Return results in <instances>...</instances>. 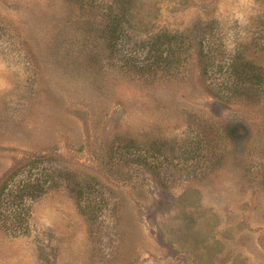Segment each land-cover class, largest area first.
<instances>
[{
  "label": "rangeland",
  "instance_id": "1",
  "mask_svg": "<svg viewBox=\"0 0 264 264\" xmlns=\"http://www.w3.org/2000/svg\"><path fill=\"white\" fill-rule=\"evenodd\" d=\"M109 4L0 0V264H264V0Z\"/></svg>",
  "mask_w": 264,
  "mask_h": 264
},
{
  "label": "trees",
  "instance_id": "2",
  "mask_svg": "<svg viewBox=\"0 0 264 264\" xmlns=\"http://www.w3.org/2000/svg\"><path fill=\"white\" fill-rule=\"evenodd\" d=\"M113 3L116 5H119L123 17H124V13H125V16L128 14V12H129L128 9L125 11L120 5H126L128 3H131V0H110L109 5L113 6L114 5ZM119 16L120 15H118V14L117 15L109 14V17L111 18L109 27L112 28V31H110L111 36L118 35V28H119L120 22L122 20H124L123 18H121ZM161 36H163V37H161ZM148 42H150L151 45H150V48H147V52L149 54L151 53V57L153 60L152 64H157V66H159V63L162 62L164 60V58L168 57V56H171L172 61H174L176 59V57H174V56H177V54L175 53L177 50H174V47L172 46V39L170 37H167V35L156 34L149 41H145L144 45L146 46ZM149 66L150 65H148V67ZM151 68H153V65H151ZM150 70H152V69H150Z\"/></svg>",
  "mask_w": 264,
  "mask_h": 264
}]
</instances>
